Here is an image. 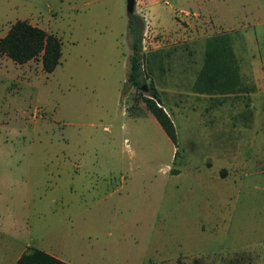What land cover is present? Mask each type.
<instances>
[{"label":"rangeland","instance_id":"rangeland-1","mask_svg":"<svg viewBox=\"0 0 264 264\" xmlns=\"http://www.w3.org/2000/svg\"><path fill=\"white\" fill-rule=\"evenodd\" d=\"M135 1L144 89L126 0H0V38L62 47L50 73L0 53V264L29 237L70 264H264V0Z\"/></svg>","mask_w":264,"mask_h":264},{"label":"trees","instance_id":"trees-1","mask_svg":"<svg viewBox=\"0 0 264 264\" xmlns=\"http://www.w3.org/2000/svg\"><path fill=\"white\" fill-rule=\"evenodd\" d=\"M144 21L139 15L128 16L126 34L130 48L126 82L137 89H142L143 31ZM0 53L8 56L16 63H25L40 58L44 71L50 73L60 63L62 55L61 41L53 33H49L26 20H16L7 33L0 38ZM146 108L154 116L171 142L177 145V135L170 115L165 111L161 99L152 88L148 95H143ZM177 151L175 155H177ZM16 264H70L36 248L28 247L17 259Z\"/></svg>","mask_w":264,"mask_h":264},{"label":"crops","instance_id":"crops-1","mask_svg":"<svg viewBox=\"0 0 264 264\" xmlns=\"http://www.w3.org/2000/svg\"><path fill=\"white\" fill-rule=\"evenodd\" d=\"M230 142H231V144L233 145V142H232V141H230ZM234 156H236V155H235V152H234ZM234 156H233V158L230 160V164H229L228 167L226 168V169L228 170L227 175H229L231 172H234V170L236 169V167H235V162H234L236 159H234ZM223 168H225V167H223ZM48 210H49V211L51 210V207H50V206H49ZM38 226H41V227H38ZM44 226H45V225H37V226H36V228H37V229H36V232H39L40 235H43L44 237H46V236H49V235L51 234L52 230H51V231H50V230L45 231V230H44ZM29 233H31V230H30V229L28 230V234H29ZM43 236H40V239H42ZM32 239H33V238L29 237V238H28V241H27L25 244L20 245V247H15V248L11 247V248L9 249V254L7 255V257H8V259H12V263H11V264H16V261H17V259L20 257V255H21V254H22V253H23L28 247H31V246H32V247H36V248H38V249H40V250H42V251H44V252H46V253L52 255L53 257H56V258H58V259H60V260H63V261H65V262L69 263V262L66 260V255L63 254L64 251H63V252L58 251V250H57L58 248H57L56 245L54 244V241H49V238H48V239L46 240V242H41L39 246H33V245L31 244ZM37 239H38V238H37Z\"/></svg>","mask_w":264,"mask_h":264},{"label":"water","instance_id":"water-1","mask_svg":"<svg viewBox=\"0 0 264 264\" xmlns=\"http://www.w3.org/2000/svg\"><path fill=\"white\" fill-rule=\"evenodd\" d=\"M135 0H126V12L127 15H132L134 13L135 10ZM144 89V87H142Z\"/></svg>","mask_w":264,"mask_h":264}]
</instances>
